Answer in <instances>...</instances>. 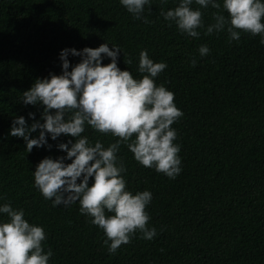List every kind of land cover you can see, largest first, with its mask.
<instances>
[{"label": "trees", "instance_id": "obj_1", "mask_svg": "<svg viewBox=\"0 0 264 264\" xmlns=\"http://www.w3.org/2000/svg\"><path fill=\"white\" fill-rule=\"evenodd\" d=\"M217 2L223 11V0ZM179 3L150 0L142 14L150 21L145 24L120 0H0V206L23 209L30 224L44 228L42 246L53 252L49 264H264L262 36L242 32L238 41L229 42L226 30L206 36L199 29L200 37L192 38L160 15ZM191 7L201 10L205 25L214 23L216 9L200 8L195 0ZM104 43L119 47L118 67L137 80L142 78L137 71L141 50L154 62L166 63L153 79L174 93L184 114L172 125L182 162L175 179L141 166L123 144L117 153L126 167L127 190L152 193L148 227L158 234L149 241L137 233L115 254H109L103 230L80 214L79 202L53 207L34 187L39 162L65 157L57 145L75 138L62 134L53 141L48 135L51 149L34 147L28 153L25 141L9 134L19 116L30 126L34 121L28 114L34 113L43 123V106L24 105L22 94L36 79L62 74L63 49ZM201 45L209 55H199ZM124 56L133 63L125 64ZM68 60L71 71L81 57L69 54ZM110 62L103 57L104 65ZM38 135L39 130L31 137ZM82 136L105 147L118 139L88 125ZM7 219L0 213V221Z\"/></svg>", "mask_w": 264, "mask_h": 264}, {"label": "clouds", "instance_id": "obj_2", "mask_svg": "<svg viewBox=\"0 0 264 264\" xmlns=\"http://www.w3.org/2000/svg\"><path fill=\"white\" fill-rule=\"evenodd\" d=\"M167 3V0H161ZM121 5L136 20L150 21L142 14L150 0H120ZM193 0H180L178 6L168 11L161 9L164 20L174 22L181 33L198 39L201 35L227 31L229 42L239 40L241 33L262 36L264 45V2L261 0H223L222 9L217 0H195L200 8L216 9L214 23L205 25L199 8L193 10ZM150 10V9H149ZM120 49L109 48L107 43L97 48L85 47L63 49L60 53L62 74H50V78L36 79L31 88L22 94L24 105L43 106L41 119L29 113L33 123L29 126L23 116L16 117L9 134L22 138L26 151L34 147L47 146V136L53 141L62 134L75 138L73 143H60L58 149L66 152L65 157L42 159L33 172L34 187L52 206H68L79 202L80 214L90 218L91 224L103 230L109 254H115L122 246L131 243L137 233L140 238L151 241L158 233L149 228L150 216L146 211L152 201L148 190H127L126 172L117 153L121 145L127 146L135 161L145 168H154L170 179L181 172L180 145L175 144L177 132L172 125L184 114L175 105V95L163 84L157 86L154 79L166 68L164 62H154L147 50L139 53L137 71L141 79H134L129 70L117 65ZM199 55H209L210 49L201 45ZM81 57L71 67L68 56ZM110 58L107 65L103 57ZM124 63L133 60L124 56ZM197 61L191 60L192 66ZM88 125L95 132L116 137L107 147L97 139L90 143L85 132ZM39 130V135L31 134ZM71 145V147H69ZM70 160L71 163H65ZM91 180V185H90ZM79 181V182H78ZM0 213L8 219L0 221V264H49L53 255L42 246L46 233L42 226L30 224L23 209H14L10 204L0 206ZM111 214V215H108Z\"/></svg>", "mask_w": 264, "mask_h": 264}]
</instances>
